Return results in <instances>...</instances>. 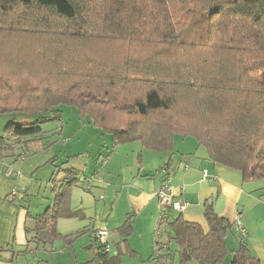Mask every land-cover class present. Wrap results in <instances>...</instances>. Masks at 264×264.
Wrapping results in <instances>:
<instances>
[{"label":"trees","instance_id":"obj_1","mask_svg":"<svg viewBox=\"0 0 264 264\" xmlns=\"http://www.w3.org/2000/svg\"><path fill=\"white\" fill-rule=\"evenodd\" d=\"M125 1L0 0V28L16 34L19 44L25 38L41 39L42 67L19 72L41 75L45 88V105H40L22 88L0 83V90L11 91L14 99L4 97L0 115L38 117L5 127L0 160L13 164L49 148L58 130L44 131L41 125L58 121V107L70 105L107 134L113 146L138 141L165 150L175 136L193 137L214 163L240 172L245 181L264 178V0H173L192 15L184 25L189 38L178 37V21L166 0H135L138 6ZM96 44L99 62L94 64ZM72 53L78 61L83 57L84 67L71 59ZM20 63L15 61V67ZM116 113H124V119L116 121ZM78 174L70 169L65 182L72 185ZM81 215L80 209L68 206L64 192L58 193L52 206L36 217L35 237L29 242L45 246L60 236L58 218ZM204 217L206 232L180 217L158 218L152 257L158 262L176 253L183 264H221L231 225L209 206ZM237 239L236 264H258L241 237ZM105 247L99 264H119V253L109 255Z\"/></svg>","mask_w":264,"mask_h":264},{"label":"crops","instance_id":"obj_2","mask_svg":"<svg viewBox=\"0 0 264 264\" xmlns=\"http://www.w3.org/2000/svg\"><path fill=\"white\" fill-rule=\"evenodd\" d=\"M101 145L82 160H72L78 154L71 156L68 149L63 156L52 148L13 164L10 159L0 160V264H23L19 258L27 264H99L102 245L108 247L109 255L119 253V264H183L176 253L169 259L163 256L158 262L152 257L161 214L156 192L167 181L173 200L185 205L182 212L167 211L168 218L180 217L206 232L204 214L209 206L231 225L225 238L228 253L221 264H231L229 259L238 248L239 237L258 264H264V178L245 181L240 172L214 163L206 148L193 137L175 136L165 150L147 148L138 141L116 145L103 170L112 176L110 187L97 188L101 205L97 208L98 202L94 206V217L86 221L85 209L92 205L90 199L69 200L68 206L80 209L81 220H85L58 218L55 229L59 237L45 246L34 239L29 242L35 237L36 217L52 206L63 185H74H68L67 172L59 170V163L66 161L63 157L72 158L68 160L71 169L86 173L90 179L97 177L98 181L96 163L91 157L95 151L108 149L106 144ZM53 158L54 165L50 163ZM9 169L13 170L12 175H8ZM237 217L244 236L236 229ZM69 227L79 230L67 234ZM97 231L108 232L105 242L96 237ZM56 239L63 242L54 245Z\"/></svg>","mask_w":264,"mask_h":264},{"label":"rangeland","instance_id":"obj_3","mask_svg":"<svg viewBox=\"0 0 264 264\" xmlns=\"http://www.w3.org/2000/svg\"><path fill=\"white\" fill-rule=\"evenodd\" d=\"M128 1L129 0H126L124 2L126 6ZM166 1L169 5L171 15L176 21H178L177 24L179 26L175 25V29L178 37L189 38V36H184V34H186L184 25L188 24L189 18H191L192 15L184 14L182 11H180V5L177 1L175 2V6L173 0H166ZM129 3L131 4L132 1L130 0ZM134 5L138 6L137 1L135 0H134ZM201 7L203 10L204 5L202 4ZM128 11L136 15L134 11L131 10ZM145 12L146 11L144 9V11L141 14H145ZM202 17L203 19H205V23H207L206 14H202ZM51 22H54L55 25L57 23V21L54 19H51ZM13 26H15V24H13ZM2 30L3 29L0 28V77L4 80V82L1 81L0 83H5L6 85L8 84L11 87H17V88L20 87L22 88L21 90L24 94L29 93V97H31V101L38 103L40 105H45L44 103L45 100L42 96L45 92L44 91L45 88L43 89L44 86L42 85L41 75L34 76L32 73L29 72H25V73L19 72L26 70L28 71L39 70L42 67L40 61L41 58L40 53L42 51V49L40 48L41 39L39 37L33 38L31 40L25 38L27 41L26 42L24 41L23 44H19L20 41L18 40V36H16V34H12L11 31H6V30L2 31ZM35 30H40L39 32H42L45 31L46 29L36 28ZM196 37L197 35L194 38ZM13 40H15V42ZM98 51H99V45L96 44L95 49L93 50L95 55L91 57V59H93L94 61L93 62L94 64L96 62H99ZM75 55H76L75 53H72L71 59L76 61L77 64H79V66L84 67L86 61L83 59V57L80 58L79 61L77 59H74L73 57H75ZM17 60H20L21 63L20 65L15 67L14 63ZM10 92L11 91L9 90H3V89L0 90V105L3 103V99L7 95H9L10 101H14V99H12V97L10 96L11 95ZM12 95H14V93ZM58 110L60 112L59 113L60 118L58 119V121L53 120L41 125L44 131L49 130L51 132L53 130L56 131L58 130V134H56L55 137H52V139L50 140V142H53V144L50 145L49 148H52L54 151H56L58 155L62 154L63 156H66L67 149L69 150V154L71 156H73L72 154H78L76 155L75 159H72L71 157H63L64 160L66 161H62L61 163H59L60 164L58 165L59 170L63 169L65 172H67L71 169V166L68 165V160L70 159L77 160L78 158L79 160H82L84 159V156H88L86 153L90 154L96 148H98L97 146H100V144L102 145L106 144V146H108L107 147L108 149H101L102 151L100 153L95 151L94 156L91 157L93 163H96L95 172L97 173V176L99 175L98 181H96L97 177L96 178L91 177L90 179L85 176L86 173L79 172V174L75 176L76 179H74L72 183V185L74 184L73 186L63 185L61 187V192H64L66 202H68L69 200L75 201V199L80 200V198L82 197H85L86 199L87 198L90 199L92 205H88L89 206L88 209H85L86 221H89V218L94 217V213L96 212L94 211V206H96V204H98V202L101 200L99 199L100 198L99 196H101V194L97 195L99 191L97 188H101L104 190L107 188L108 190L110 187L112 176L111 174L108 173V171L107 173H104L103 170L106 166V163L108 164L111 155L113 154L115 146H113V141L112 139H110L109 136H107V134L101 133L99 128L95 126L88 118H86V116L81 114L79 110L74 106H70V105L60 106L58 107ZM122 114L124 113H116L114 119H116V121L124 119L123 118L124 115ZM36 116H37L36 114H22V113H15L13 115L7 114L3 116L0 115V135L4 132L5 127L8 126L10 123H16V120H24L26 122L36 121L38 120V117ZM46 116L47 115H42L41 118H45ZM183 118L181 117L179 119L180 126H183L185 124L183 123V121H181V119ZM165 119H169V117L162 118V120ZM145 124L146 122H143L141 125H145ZM121 127H125V126H121ZM104 138L107 139L106 142ZM120 145L122 144H118L117 146ZM262 164H264V162H262ZM259 166L260 165L258 164L255 165V167L258 169ZM57 184H62V182ZM89 189L91 190L90 192ZM100 205L101 203L99 202L97 208H99ZM83 220L85 219H82L81 221ZM69 228L70 229H68L67 234L77 233V230H79V229H75V227H69ZM60 242H63L62 239H56L53 243L54 245H57L60 244ZM18 261L20 263L27 264L24 262L22 258H19ZM229 261L232 262V258H230ZM58 264L61 263L58 262Z\"/></svg>","mask_w":264,"mask_h":264},{"label":"built area","instance_id":"obj_4","mask_svg":"<svg viewBox=\"0 0 264 264\" xmlns=\"http://www.w3.org/2000/svg\"><path fill=\"white\" fill-rule=\"evenodd\" d=\"M13 170L9 169L8 175H12ZM206 173L204 172V176ZM156 196L158 198V204L159 207L161 208V214L159 215V218L161 217H166V213L169 210L172 211H177V212H182L183 209L185 208L184 204H180L179 202L173 200V197L170 192V186L169 182H165L161 185V187L158 189L156 192ZM235 226L237 231L239 232L240 236L245 235V230L243 228V225L241 223V220L237 217L234 221ZM108 236L107 231H97L96 232V237L103 243L105 242V238ZM105 250L108 251V247H105Z\"/></svg>","mask_w":264,"mask_h":264},{"label":"water","instance_id":"obj_5","mask_svg":"<svg viewBox=\"0 0 264 264\" xmlns=\"http://www.w3.org/2000/svg\"><path fill=\"white\" fill-rule=\"evenodd\" d=\"M231 264H236V257L235 256H232V262Z\"/></svg>","mask_w":264,"mask_h":264}]
</instances>
